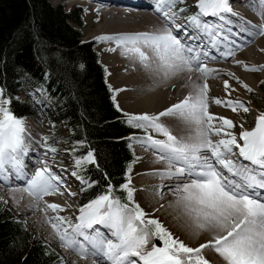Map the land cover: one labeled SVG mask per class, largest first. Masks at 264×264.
<instances>
[{"label":"snow or ice","instance_id":"obj_1","mask_svg":"<svg viewBox=\"0 0 264 264\" xmlns=\"http://www.w3.org/2000/svg\"><path fill=\"white\" fill-rule=\"evenodd\" d=\"M258 15L264 19V0H258ZM154 8L162 19V27L154 31L120 33L97 37V40L114 42L121 55L138 62L145 70L154 71L167 80L181 72H197L204 83H191L190 91L158 113L130 114L124 112L115 101L122 122L130 127L142 129L143 137L135 139L141 146H147L157 156V161L167 167L156 170L161 178L182 180L171 188L182 214L190 222L195 235L207 233L208 239L198 247H190L174 237L157 219L147 218L144 211L133 199L135 189L130 186L131 178L120 188L127 194V202L117 197L115 186L108 179L106 191L97 193L87 203L79 206V214L73 223L67 217L55 215L45 217L61 247L70 250L80 259L91 258V264H210L202 254L211 248L222 259L223 264H264V111L256 117L255 127L243 129L238 136L225 129L233 128L231 120L214 116L209 108V76L217 70L206 66L210 52L196 41H207L212 48L220 43L225 23H231L228 14L240 17L233 11L230 0H196L197 11L192 14L185 0H153ZM253 10H256L253 8ZM207 17H215L220 23H211ZM243 20V18H241ZM183 20L185 23H178ZM242 31L250 35H264V23L259 25L243 20ZM191 30V34H189ZM183 33V35H181ZM239 48V45H236ZM150 50V56L147 51ZM114 51L115 49H109ZM234 54L232 49L221 51L227 57ZM214 58V57H213ZM239 63V61H237ZM81 69L84 65H80ZM256 70V69H248ZM46 78L49 74L45 73ZM191 81V76L188 77ZM227 88L228 82L224 81ZM251 91L247 85H242ZM36 91L47 96L40 85ZM118 91V90H117ZM6 89L0 86V181L8 187L16 202L15 193H26L32 198L31 207H39L43 198L60 192L67 181L52 170L48 160L37 155L38 165L34 171H26L24 157L31 150L26 141L27 129L23 117H17L11 105V96H5ZM31 95V93H29ZM73 99H77L74 95ZM233 111L248 108L238 99L221 101ZM41 103V101H37ZM162 117H174L188 128L186 138L173 135ZM214 119L219 124H214ZM151 132L162 138H156ZM221 137L213 140L211 137ZM43 136L34 141L54 159L57 148ZM242 141V143L240 142ZM88 145L87 137L76 140L71 148L73 167L71 175L80 181V191L90 188L97 181L85 179L81 174L85 165H100L95 149L88 147L86 154L76 155L77 146ZM131 147V144L129 145ZM238 150L240 159H232ZM63 171V169H62ZM131 172V165L128 166ZM23 183L12 185L10 177ZM69 195L76 193L69 192ZM54 213L64 211L57 204H45L41 211ZM139 222V223H137ZM94 225L108 229L107 234ZM91 230V231H89ZM150 237H156L161 246L153 243L146 248ZM47 254V253H46ZM59 264H64L62 258Z\"/></svg>","mask_w":264,"mask_h":264},{"label":"trees","instance_id":"obj_2","mask_svg":"<svg viewBox=\"0 0 264 264\" xmlns=\"http://www.w3.org/2000/svg\"><path fill=\"white\" fill-rule=\"evenodd\" d=\"M82 13L80 8L70 12L53 8L48 0H0V86L6 89L5 96H11L10 107L17 117L41 111L56 128L62 125L70 149L76 140L87 137L88 145L77 146L76 155L91 147L100 167L84 166L81 174L97 183L81 192L83 203L106 191L105 173L115 186L114 194L127 202L120 185L131 174L128 166L132 170L134 155L126 138L144 131L122 122L95 45L81 41ZM40 85L51 97L44 96L51 107L15 99ZM258 87L264 93V84ZM59 260L0 206V264H59Z\"/></svg>","mask_w":264,"mask_h":264},{"label":"bare ground","instance_id":"obj_3","mask_svg":"<svg viewBox=\"0 0 264 264\" xmlns=\"http://www.w3.org/2000/svg\"><path fill=\"white\" fill-rule=\"evenodd\" d=\"M59 1H64L68 7H72L73 5L85 6L89 12L96 15V20L99 21V24L91 32L89 37L91 39L90 43H93L97 48H99V50H102V52L103 50L106 51V57L101 60V63L108 67L113 74L111 77L108 76V80L110 81L109 83L111 86H115L117 88L116 90L120 91L118 100H116L123 111L149 114L158 113L169 107L171 104L178 102V100L183 99V97L190 91L191 83L193 81L200 84L204 83L199 73H188L186 71L177 73L176 75L165 80L162 78L161 74H158L154 71L145 70L138 62H134L133 60L121 55V50L114 42L96 39L97 37L105 35L154 31L157 28L162 27V19L160 15L151 10V6L154 7L153 0H145V5H140L137 7L131 5V3L127 4L129 3L128 1L135 2L136 0ZM123 1L125 3H122ZM230 2H232L231 6L233 11L239 13L240 17L238 18L228 14V18L231 23L224 24L222 33L227 34L232 39H234L233 37L235 34L241 35L245 38V40L239 45V48L233 49L234 54L229 56L227 60H218L215 64L207 65V67L217 70L216 72L212 73L207 80L209 85L208 111L214 116V118L224 117L231 120L234 124V127L225 129V131L228 130V132L233 133L232 130H235V133L233 134L238 136L239 132L242 130L241 125H243V129H245L244 127L248 124L249 126L251 125L249 129L245 130H251L253 127H255L256 117L259 115L260 110H262L261 106H258L259 104H257L254 107H251V115L248 119L246 116L244 117L243 114H238L240 113L239 109L233 111L232 108L226 107L224 104L217 105L214 102V99L219 98L221 101L225 102L228 100L235 101L238 99L244 104L247 94L252 92V90H255V87H257L256 84L260 82L259 80L264 79V35L257 34L253 36L241 30L242 27L245 26L243 20L251 21L253 24L259 25L264 23V19L258 15V11L260 10L258 0H230ZM186 4L187 0H185V5ZM195 4L196 0L193 1V3L186 5L189 9V12H191L190 10H193L192 13L197 11ZM253 8L256 10H253ZM81 10L83 13L85 12L83 8H81ZM241 18H243V20ZM205 19L208 21L210 20L211 23H220L215 17H207ZM190 33L191 32L189 31V34ZM239 39L243 40L242 38ZM220 40L221 43L218 45L220 47L217 46L214 50L216 53L221 48H224V45L228 46V43H226L223 39L220 38ZM109 49L115 50L110 51ZM228 49L230 48L228 47ZM145 51H147L150 56L152 55L150 50L146 49ZM237 61H239V63H237ZM189 76L192 78L191 81L188 79ZM224 81L228 82L227 88L225 87ZM242 85H247L251 91H248ZM161 120L169 127L173 135L177 136L178 138L187 137L188 128L180 120L174 117H162ZM214 124L218 125L219 121L214 119ZM26 129V135H28L27 138H29L32 143L31 148L35 151H38V155L40 157L51 160V154L49 153V155L45 157V149L42 146L34 143V141H42V134L39 132V130L33 128L32 126H26ZM215 137L216 136H212L211 138L213 140L221 138ZM240 142L242 143V141ZM234 151L236 152V155L232 156L231 158L240 159L242 161L238 155V150L234 149ZM60 161L61 159L55 160L56 163ZM242 162L245 164L248 163L245 161ZM152 167L153 168L149 170L148 174H145L146 176L148 175V177L142 181L139 187H142L145 190L154 189L157 187V185L152 181L158 180L159 182L162 181L163 183L165 181V184L161 189V191H163L165 187L171 186L172 182H183L182 180L161 178L160 176L154 174L156 170H163L167 167L164 162L157 161ZM62 169L63 168H58L54 171L67 181V178L65 177L66 171H62ZM69 188L70 185L66 184L62 188L64 190L63 192L60 191L56 194L48 195L43 198V201L47 202L48 204H57L64 208V211L54 213L51 210H48L47 212L41 211V208L45 207V205L43 204V206L41 203L39 207H31L30 205L32 204V198L26 193H15L16 202H13V194L9 191V188L3 186V183H0V191L5 196H7L9 200H11L12 206L17 207L21 215H25V217L29 216L30 223L39 226V231L41 226H45L47 233H44L45 237L51 235V240L54 243L59 241L55 237L50 224L45 222V217L63 214L64 217H67L69 220L74 222L78 216V201L75 203L74 207L71 205L70 202H72L73 196L68 194L69 192H72V190L70 191ZM173 210L179 221L184 223L186 234H191L193 240H197L198 238V244L203 243L209 238L207 233L195 235L190 222L182 214L181 210L178 207H174ZM107 230L108 229L102 228V231L105 233H107ZM147 245L146 248H148ZM64 255L67 256L66 258L72 260L74 253L68 250V253L64 251ZM73 262L75 264H91V258L80 259L78 256H75Z\"/></svg>","mask_w":264,"mask_h":264},{"label":"rangeland","instance_id":"obj_4","mask_svg":"<svg viewBox=\"0 0 264 264\" xmlns=\"http://www.w3.org/2000/svg\"><path fill=\"white\" fill-rule=\"evenodd\" d=\"M195 0H187V4L193 3ZM48 3L53 7V8H58L62 7L65 12H70L73 9L77 7L83 8L84 9V15H82V23L83 26L80 29V34L82 35L81 41L82 42H91L90 40V35L92 30L99 24V21L96 19V15L92 14L87 10V7L85 6H80V5H73L72 7L66 6V4L59 0H48ZM191 12H188L191 14L193 10H190ZM186 13V14H188ZM93 41V40H92ZM97 42V41H96ZM97 44V43H96ZM96 51L100 54L101 58L104 59L106 57V52H102V50H99V48L96 49ZM102 66L105 68L106 72L108 73V76H113L111 73L110 69L102 64ZM255 87V90L247 94L246 99L244 100V105L248 108V111L245 112L242 109H239L238 114H243V116L249 119L251 113H250V108L254 107L255 105L259 104L258 106H261V111H264V93L259 90V85L264 84V79L259 80ZM110 81L106 77V83L110 87L111 92L117 94L115 95V101L118 103V95L120 91H117L115 86H111L109 83ZM29 93L31 95L28 96L27 100H30L31 102L38 104L36 101L39 98L38 94L35 92V90H31ZM25 96H23L21 101H23ZM117 99V100H116ZM125 112V111H124ZM130 114H141V113H132V112H127ZM26 126H32L35 129H38L39 132L42 134L41 137L43 136H48L49 143L53 144L57 148V152L55 158L53 159L52 157L50 158L51 160H48V163H50L51 168L53 171L58 168H63V170L66 171L65 177L67 178V184L70 185V191L76 193V195L73 196V200L71 205L74 207L75 203L80 200L81 197V185L80 181L77 180L74 176L71 175V170L73 167V157L71 153V149L68 146L66 142V134L64 133L62 129V125L58 124V128H56L53 124H51L48 120L43 118L41 114H39L37 117H35L33 120H28L25 122V127ZM251 125L249 124L245 126V129H249ZM41 129V130H40ZM228 132V130H226ZM233 133H235V130H232ZM153 136L156 138H162L158 136V134L151 132ZM139 138V137H136ZM217 138V136L215 137ZM216 140V139H215ZM133 140L131 139L130 142ZM42 142V141H41ZM43 143V142H42ZM135 145V144H134ZM135 155L138 157L139 155L143 154L146 152L144 149H139L138 144L133 147ZM144 153V154H145ZM58 154V155H57ZM143 154V155H144ZM154 156V157H153ZM153 157V158H152ZM152 158V159H151ZM61 159L60 162H55V160ZM147 161V163H146ZM157 162V158L155 157L154 154H147L143 156V158H139L135 161L133 164L130 178H131V183L130 186L135 189V192L133 194V199L136 204L140 206V208L144 211L146 218H152V219H157L165 228L168 229L169 232L172 233V235L180 240H182L185 244H187L190 247H198V238L197 240H193L192 235L186 234L185 229H184V223H181L179 219L175 216L173 208L176 207L175 204L173 203L175 201V197L170 191L171 188L175 187V183L173 182L171 186L165 187L163 191L159 187H155L154 189H147L143 190L142 187H139L142 183V181L145 180V178L148 177L145 174H148L149 170L152 169ZM59 164V166H58ZM53 166V167H52ZM58 167V168H57ZM145 171V172H144ZM144 173V174H143ZM139 180V181H138ZM152 181L153 183L157 182ZM162 181H158L157 183H161ZM67 188V187H66ZM168 192H167V191ZM166 191V192H165ZM165 192V194H164ZM47 203V202H46ZM48 204V203H47ZM0 206L1 209L7 211L14 217L16 220L19 222L23 223L24 226L27 228V230L33 235V237L36 240L41 241L44 245H46L52 252H54L59 259L62 258L64 261V264H75L73 262L74 257L76 256L75 254L72 256V260L69 258H66L67 256L64 255V251L68 253V250L65 248L61 247L59 242L54 243L51 240V235L45 237L44 233H46V228L45 226H41V229L39 231V226H36L33 223H30L29 221V216L21 215L20 212L18 211L17 207L12 206L11 200L8 199L7 196H5L1 191H0ZM78 208V207H77ZM78 210V209H77ZM60 216H63V214H59ZM186 224V223H185ZM45 230V231H44ZM158 239V238H156ZM192 239V240H191ZM154 237H150L149 242H148V248L151 247V245L154 242ZM150 245V246H149ZM150 249V248H149ZM206 250V251H205ZM202 254L204 257L210 262V264H223L222 259L212 250L211 248H205L202 250ZM66 258V259H65ZM71 260V261H70Z\"/></svg>","mask_w":264,"mask_h":264},{"label":"water","instance_id":"obj_5","mask_svg":"<svg viewBox=\"0 0 264 264\" xmlns=\"http://www.w3.org/2000/svg\"><path fill=\"white\" fill-rule=\"evenodd\" d=\"M157 246H160V244H159V243H157Z\"/></svg>","mask_w":264,"mask_h":264}]
</instances>
